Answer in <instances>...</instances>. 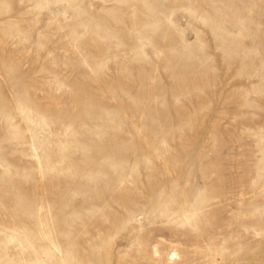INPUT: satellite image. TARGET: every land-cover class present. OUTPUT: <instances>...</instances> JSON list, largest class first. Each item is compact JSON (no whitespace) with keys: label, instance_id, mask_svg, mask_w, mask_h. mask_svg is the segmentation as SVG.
<instances>
[{"label":"rangeland","instance_id":"obj_1","mask_svg":"<svg viewBox=\"0 0 264 264\" xmlns=\"http://www.w3.org/2000/svg\"><path fill=\"white\" fill-rule=\"evenodd\" d=\"M0 264H264V0H0Z\"/></svg>","mask_w":264,"mask_h":264},{"label":"bare ground","instance_id":"obj_2","mask_svg":"<svg viewBox=\"0 0 264 264\" xmlns=\"http://www.w3.org/2000/svg\"><path fill=\"white\" fill-rule=\"evenodd\" d=\"M177 254L174 252V253H172V257H174V256H176Z\"/></svg>","mask_w":264,"mask_h":264}]
</instances>
